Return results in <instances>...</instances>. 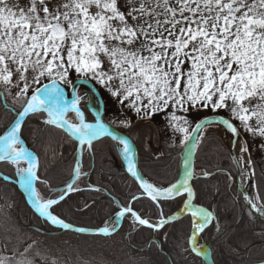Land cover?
<instances>
[{"label":"snow or ice","instance_id":"obj_1","mask_svg":"<svg viewBox=\"0 0 264 264\" xmlns=\"http://www.w3.org/2000/svg\"><path fill=\"white\" fill-rule=\"evenodd\" d=\"M72 74L85 83L91 80L102 85L117 103L141 119L165 114L174 131L183 134L186 145L194 144L197 133L213 123L201 120L190 134L198 119L193 112L201 110L226 112L227 118L221 115L217 123L235 137L246 133L264 139V0H0V87L9 92L16 89V98H23L21 116L47 113V124L65 128L81 147L91 150L93 139L108 134L109 129L100 119L95 124L86 122L79 95L70 101L65 98L61 84L74 88L69 79ZM43 79L50 83L33 89ZM69 112L75 113L78 123L66 118ZM123 123L127 126V121ZM20 136L19 121L0 136V160L18 166L41 216L71 229V224L50 211L65 195L43 200L34 189L38 162ZM116 139L123 145L128 171L141 180L153 201L187 192L184 208L198 221L195 231L203 232L214 217L192 204L195 194L188 183L189 165L185 163L183 182L156 187L138 175L128 140ZM245 145L241 150L246 153ZM21 161L28 167H19ZM74 175L76 179L81 175L79 163ZM75 190L70 183L65 193ZM245 199L264 217V203H258V195ZM127 212L149 228L165 223L153 225L131 207L118 212L117 219ZM100 232L108 234L110 229ZM190 240L193 252L207 256L195 235ZM20 255L18 261L0 258V264H34L24 253Z\"/></svg>","mask_w":264,"mask_h":264},{"label":"trees","instance_id":"obj_2","mask_svg":"<svg viewBox=\"0 0 264 264\" xmlns=\"http://www.w3.org/2000/svg\"><path fill=\"white\" fill-rule=\"evenodd\" d=\"M10 99L0 89V136L12 125L23 105ZM93 103L91 100L80 104L88 122L94 121L92 110L97 108ZM46 120L47 113L31 114L22 128L21 139L39 160L36 187L40 197L47 200L65 195V199L50 211L66 223L98 230L124 207H131L143 219L157 221L181 209L185 197L155 202L142 194L129 176L126 162L112 139L93 143L89 150L87 145L81 147L63 131L47 124ZM112 126L136 144L139 169L144 176L165 187L179 182L185 144L168 141V136H165L169 134L168 126L150 120H140L126 127ZM200 139L194 159L193 189L197 204L207 208L215 217L203 233L204 243L210 248L215 264L263 262L264 222L255 217L243 201L237 184V170L229 151L216 128L207 127ZM78 163L81 175L76 179L74 169ZM0 172L13 180L16 178L14 168L8 163L0 164ZM254 172L257 195L264 203V172L256 167ZM70 183L76 190L65 193ZM0 199L14 201L16 226L23 230L36 228L48 232H37L36 241L47 245L50 253L56 252L51 248L54 245H74L79 249L80 260H88V252L83 249V245H88L93 247L90 249L97 255L95 258L111 259L114 264H202L189 249L193 229L190 216L161 230L140 227L132 233V223L125 220L120 230L112 235L88 236L52 227L28 207L18 187L2 177ZM94 264L101 262L97 260Z\"/></svg>","mask_w":264,"mask_h":264},{"label":"rangeland","instance_id":"obj_3","mask_svg":"<svg viewBox=\"0 0 264 264\" xmlns=\"http://www.w3.org/2000/svg\"><path fill=\"white\" fill-rule=\"evenodd\" d=\"M22 2H23V0H22ZM69 79L72 80L74 88L72 85H65L63 83L62 84L71 93V97L73 98L74 95H79L81 97L80 104L83 102L87 103V102L92 100V102H94L93 104L97 108L95 111L96 116H99V115H97V112H100L99 111V109L101 108L100 106L103 105L104 118L106 119V121L109 125H111V126L117 125V126L126 127V125L123 123L124 121H127V125H129V124L135 123L137 121L144 120V119H141L139 116H137V114L134 110L127 108L125 105H121V104L117 103L116 99L110 96L107 89H105L102 85L98 84L97 82L89 80L87 83H85L83 78L77 79L76 74H72L69 77ZM46 81H47V79H43L39 85H34L33 89L36 87H39L40 85L43 84V82H46ZM94 86L96 88H94ZM0 89H2L5 92V94L9 98H11L10 99L11 101L15 102L16 104H19V103L24 104L23 98H21L19 100L16 98V96H15V93L17 91L16 89H11L10 92L4 90L3 87H0ZM33 89H30V94L32 93ZM101 101H102V104H101ZM80 104H79V106H80ZM208 114L224 115L227 118V113L224 112L223 110H221L219 113L212 112L210 110H201L199 113L193 112V115L198 116V119L200 117L206 116ZM68 119L72 123H78V119H77L76 115L71 116ZM146 119L154 120L157 123H159V125L162 124V125L168 126L169 134L167 133V135H165V136H168V138H169L168 141H170L171 144H174V143L175 144H177V143L178 144H181V143L185 144L183 142V134L174 131V129L169 124L168 116H166L165 114L158 113V114L151 116L150 118H146ZM198 119H196V120H198ZM196 120H194V122ZM209 127L216 128L218 134L222 138L224 145L226 146L227 150L229 151L230 157H231L230 151L231 150L234 151V153L237 157V161H238L239 166H240V176L243 174V178H239V183H240L241 187L245 191H248L249 195H251L252 197L257 196L255 182L253 181L254 180L253 176H251V170H254V166H255L262 173L264 172V139H262L260 137H252L249 134L245 133L242 136H240L242 143H240V145L237 146V144H234L233 138L231 139V137L228 135V133L225 129H223L222 127H219V126H215V125H210ZM200 140L201 139L198 140L197 145L200 143ZM245 142H246V145H245ZM115 144H116V147H117L121 157L125 160L126 165L128 166V161L125 159V157L123 155V146H119V144L117 143V140H116ZM241 144L245 145L248 148V152L245 153L241 150V146H242ZM197 145H196V147H197ZM183 151H184V146H183ZM8 164H10L14 168V172H15V176H16L15 181H17V182H19V184H21L22 178H21V176L17 170L18 166L17 165L13 166V164H11V163H8ZM20 167H25V168L28 167L27 162L23 161V164L20 165ZM180 181H179V183H180ZM237 181H238V173H237ZM162 188H167V187H162ZM35 190H36V192L39 193L36 185H35ZM23 196L25 198L24 194H23ZM25 200H26V198H25ZM0 202H1L0 203V221H2V219H4L3 220L4 224H7V222H8L7 225L9 227L12 228L13 226H15V230L13 228L12 229L14 232L16 245L18 247H20V246H24V245L28 244L29 242H31L32 244L39 243L38 241H36L34 243L33 240L35 238V235L32 232L27 231V230L24 231L23 229L16 226V222H15L16 218L14 215V209H15L14 201L12 199H0ZM258 202L261 203L260 199ZM26 203H27V201H26ZM28 207H29V205H28ZM129 220L133 223H136V221L134 220V218L132 216H129ZM149 221L152 222L153 225L159 224L157 220L149 219ZM83 246H84L83 249L85 250V252H88V255H89L88 260H91L90 262H92V261L96 262L97 260H99L101 262V264H103V263L104 264H114V263H111V261H110L111 259L110 260L109 259H102L101 257L95 258V256H97V255H94V252L91 251L90 248H93L92 246L91 247L88 245H83ZM48 249H50V248L48 247ZM34 254L42 262L49 263L52 260L49 256V252L41 253V251L39 250V251H34ZM88 260L84 259V261H88ZM95 262H93V263H95Z\"/></svg>","mask_w":264,"mask_h":264},{"label":"water","instance_id":"obj_4","mask_svg":"<svg viewBox=\"0 0 264 264\" xmlns=\"http://www.w3.org/2000/svg\"><path fill=\"white\" fill-rule=\"evenodd\" d=\"M46 83H50V81H49V82H46ZM44 84H45V83H44ZM42 86H43V84H42L41 86H39V87H42ZM61 86L64 88L65 98L68 99V100L70 101V100H71V96H70V94H69V91H68V90H67L62 84H61ZM81 111H82V110H81ZM21 112H22V109L20 110L19 114L17 115V117H16V119L14 120V122L12 123V125H11V126L8 128V130L5 132V134H6L8 131H10L11 128H12L13 126H15V124H16L18 121L21 123V131H22V128H23V126H24V124H25L27 118H28L29 115H31L32 113H29L28 116H21V115H20ZM82 112H83V111H82ZM69 113H74V112H69ZM69 113H68V114H69ZM68 114L66 115V118L68 117ZM74 114H75V113H74ZM84 115H85V114H84ZM220 116H221V115H217V114H208V115H206V116L201 117L196 123H199L201 120H206V119H207V120L213 121V123H210V124H208L207 126H210V125H216V126L222 127L223 129H225V130L227 131V129H226L223 125L217 123V122L219 121V119H220ZM225 118H226V117H225ZM98 119H100V120H101V121H102V122L108 127L109 132H108V134L101 135V136H98V137L94 138L93 141H92V144H93V143H96V142H98V141H100V140H103V139H105V138H110V139L114 140L115 142H116V140H117L116 137H120V138H123V139L128 140V142H129V144L132 146V149H133V152H134V156H133L132 158H133V160L135 161V164H136V171H137L138 175L140 176V174H142V173H141V171H140V169H139V152H138V148H137L136 144L133 142V140H132L129 136H127L126 134H124V133L121 132L120 130H118V129L114 128V127H111V126L107 125V124L103 121L101 115L99 116ZM85 120H86V118H85ZM86 122H87V121H86ZM95 123H96V122H95ZM95 123H92V124H95ZM54 126H55V125H54ZM207 126H205L204 128H206ZM55 127L58 128L59 130L63 131L67 136H69V137L72 138L73 140L77 141L78 144L80 145L79 141H78V140H77V139H76V138H75L70 132H68L65 128H60V127H57V126H55ZM194 130H195V129H194V127H193L191 133H192ZM201 132H202V131H201ZM201 132L197 133V136H199ZM191 133H190V134H191ZM5 134H4V135H5ZM2 136H3V135H2ZM20 138H21V136H20ZM21 140H22V139H21ZM196 141H197V140H195V143H196ZM233 141H234V144H236V141H235L234 139H233ZM195 143L193 144L192 141H189V143H188L187 145H185V147H184V153H183V157H182V172H181V178H180V180H181L180 183H181V182H183V180H184V178H185V173H186L185 163H187V164L189 165V168L187 169V171H191V173H192V176H191V178L189 179L188 183H189V185L191 186V188H192L194 194H195V191H194V189H193V180H194V155H195V152L192 154V157H191V159H190L188 162L186 161L185 156H186L187 151H188L191 147H193V146L195 145ZM23 145H24V147H25L24 142H23ZM80 146H81V145H80ZM28 151H29V150H28ZM29 152L32 154L33 158L38 162V167H37V170H36V171H37V176H38L39 160H38L37 156H36L33 152H31V151H29ZM230 152H231L232 160H233V162H234V165H235L236 170H237V173H238V181H237L238 189H239V191L242 193V195H243V197H244V201H245V203L247 204V207L249 208V210L253 213V215H254L255 217L259 218L260 220H262V221L264 222V217H262L259 213L255 212V210L251 209L250 205L247 203V200L245 199V196H246V195H247L248 197H250V195H249L248 191H245V190L241 187V185H240V183H239V178H240V166H239V163H238V161H237V157H236L234 151L231 150ZM9 162H10V161L0 160V164H1V163H9ZM128 174H129V176L133 179V181L137 184V186L139 187V189H140V191L142 192V194H143L145 197L151 199V198L148 196V194L144 191V189L141 187V180L137 179L136 177H133L132 174H131L129 171H128ZM0 176L3 177L1 174H0ZM3 178H4L5 180L11 181V180H9V179H7V178H5V177H3ZM36 180H37V179H36ZM36 180H33L32 184H34ZM11 182L15 183V184L19 187V184H18L17 182H15V181H11ZM19 189H20V191L25 195V198H26V201H27L29 207L33 210V212H34L38 217H40L41 219H43L44 221H46L47 223H49V224H50L52 227H54V228H58V229H62V230H67V231H70V232L75 233V234H78V235H88V236H109V235H112V234H114V233H116V232H118V231L120 230V228L122 227L123 222H124L125 219H129V216H132V215H131V212H127V213H125V216H124L123 218H119V219H117V215H116V217H115L116 226H115V228H114L112 231H110L108 234H102V233L100 232V229H102L103 227H101V228L98 229V230H87V229H85L84 232L77 231V229H79V228H78V227H74V226H72L71 229H63V228H61V227L58 226V225H54V224H52L49 220H47V218L41 216V215L35 210V208H34V207L32 206V204H31L32 196H31V194L29 193V191L24 192V191L21 190L20 187H19ZM182 197H185V200H184L183 205H182L181 209L179 210V212L176 213L175 215L171 216V217L164 218L163 221H165V223H164L163 227H159V228H157V227H153V228H150V229H153V230H155V231H157V230H161V229H163L164 227H166L167 225H169V224H171V223H174V222H176V221H179L180 219H182V218H184V217H186V216H190V217L192 218V220H193V224H194V226H195V224L198 223L197 219L194 218V217L191 215V211H190V210H187V209L184 208L185 203H187V201H188V199H189V198H188V195H187V192L182 191L181 194L178 195V196H175V197H173V198H169V199H160L158 202L173 201V200H176V199H179V198H182ZM151 200H152V199H151ZM152 201H153V200H152ZM155 202H157V201H155ZM192 204H193L195 207H197V208L205 209L208 213H210V214L214 217V214H213L211 211H209L207 208H205V207L200 206V205L197 204V197H196V194L194 195V198L192 199ZM123 209H125V208H122L120 211H122ZM131 209H132V208H131ZM120 211H119V212H120ZM132 211H134V210L132 209ZM134 212H135V211H134ZM136 213H137V212H136ZM137 214H138V213H137ZM138 215H139V214H138ZM139 216H140V215H139ZM140 217H141V216H140ZM141 218H142V217H141ZM142 219H143V218H142ZM213 221H214V219L211 220L210 223H208L207 225H205V228H204V231H203V232H199V233H198V232L195 231V227H193V229H192V231H191L190 238H191L193 235H195L197 239H198V238H199V239H200V238L202 239V235H203V233L207 230V228H209V227L211 226V224L213 223ZM134 227H135V226H134ZM138 227H146V228H149V227H147V226L140 225V224H139ZM136 228H137V227H135V229H136ZM135 229H134L133 231H135ZM190 238H189V249H190L191 253H192L195 257H197L198 259L202 260L204 264H215V262H214V260H213V257H212L211 250H210L209 247H207V246L204 247V248L207 250V253H208L207 256H204V255H199V256H198L195 252H193V251L191 250V248H192V244H191V240H190ZM251 264H264V261H263V262H257V263H251Z\"/></svg>","mask_w":264,"mask_h":264},{"label":"flooded vegetation","instance_id":"obj_5","mask_svg":"<svg viewBox=\"0 0 264 264\" xmlns=\"http://www.w3.org/2000/svg\"><path fill=\"white\" fill-rule=\"evenodd\" d=\"M94 88H96V87L94 86ZM101 104H102V101H101ZM100 107H101L99 109L100 112H98L99 116L101 115L103 121L107 123L106 119L104 118L103 105H101ZM95 111H94V109L92 110L93 114L95 115L94 121H89V122H95V120H97V117H99V116H96ZM144 120H150V119H144ZM150 121H152L156 124H159L154 120H150ZM3 220L4 219H2V221H0V258L14 257L15 260L18 261L22 258L20 254L24 253L28 259H31L34 261V264H94L93 262H90V261L80 260L79 259V249L77 246H74V245H61V244L54 245L51 248L53 250L56 249L55 253H50L48 246L45 244H42V243L32 244L31 242H29L28 244H26L24 246L18 247L15 243V237H14V232H13V229L15 230V226H13L12 227L13 229H12L11 227H9L7 225L8 222H7V224H4ZM32 230L31 231L27 230V231H30L35 235V238L33 240L34 243L36 242V233L37 232H39L40 234H47L48 233L47 231L38 230L36 228H34L33 231ZM24 231H26V230L24 229ZM52 233H57V232H52ZM39 250L41 251V253L49 252V256L52 259L51 262L45 263V262H42L41 260H39L37 258V256H35V254H34V251H39ZM69 250H71V253L68 252Z\"/></svg>","mask_w":264,"mask_h":264},{"label":"bare ground","instance_id":"obj_6","mask_svg":"<svg viewBox=\"0 0 264 264\" xmlns=\"http://www.w3.org/2000/svg\"><path fill=\"white\" fill-rule=\"evenodd\" d=\"M227 133H228V135L231 137V139L233 138V139L236 141L237 146L240 145V143H242L240 137H235V136H233L228 130H227ZM197 142H198V140L196 141L195 145H194L193 147H191V148L187 151L186 156H185V159H186L187 162L191 159L192 154L195 152ZM117 143L119 144V146H123L122 144H120V143L118 142V140H117ZM241 145H242V144H241ZM24 162H25V161H24ZM22 164H23V161H21V164H20V165H22ZM19 167H20V166H19ZM140 177L143 178V181H144V182H147V183H150V184H152V185H154V186H156V187H159V186L155 185L152 181H150L147 177H145L143 174H140ZM240 178H243V174L240 176ZM33 187H34V189H35V183L33 184ZM20 188H21L24 192H27V191H28V190L26 189V187L24 186L23 183L20 184ZM160 188H161V187H160ZM250 197H252V196L250 195ZM32 201H33V197H32ZM32 201H31V204H32V206L35 208V205L33 204ZM258 203H259V202H258ZM149 223L153 224L152 222H149ZM135 224H136V225H139V223H138L137 221H136ZM58 226H59V225H58ZM115 226H116V222H115V221H108V222L104 225V227H108V228L110 229V231H112V230L114 229ZM104 227H103V228H104ZM197 241H198V244H199V245H203V246H204L203 241H202L201 238H200V239L198 238Z\"/></svg>","mask_w":264,"mask_h":264}]
</instances>
